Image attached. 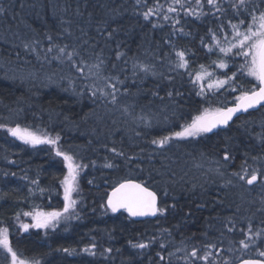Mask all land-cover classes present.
Listing matches in <instances>:
<instances>
[{
    "label": "trees",
    "instance_id": "1",
    "mask_svg": "<svg viewBox=\"0 0 264 264\" xmlns=\"http://www.w3.org/2000/svg\"><path fill=\"white\" fill-rule=\"evenodd\" d=\"M253 11H264V0L243 6L240 0H215V6L0 0V228L8 229L19 258L30 264L264 261V108L221 130L173 136L206 109L233 106L255 83L241 72L242 57L220 51L233 41L231 26ZM177 52L185 67H178ZM197 74L227 83L205 94ZM16 127L56 143H24L8 134ZM164 137L171 138L161 145ZM57 151L80 165L78 208L75 220L43 232L24 213L62 208L60 184L68 172ZM244 169L248 178L257 175L255 186L236 175ZM129 180L158 196L164 211L155 220L135 223L106 210L108 193ZM23 218L30 227L21 234ZM138 243L147 247H132ZM10 262L0 250V264Z\"/></svg>",
    "mask_w": 264,
    "mask_h": 264
},
{
    "label": "snow or ice",
    "instance_id": "2",
    "mask_svg": "<svg viewBox=\"0 0 264 264\" xmlns=\"http://www.w3.org/2000/svg\"><path fill=\"white\" fill-rule=\"evenodd\" d=\"M179 3V0H175ZM199 3V0H197ZM209 5L215 6V0H207ZM245 0H240V5L243 6ZM235 7V5H234ZM175 9L169 8V11H174ZM149 13H145V18L147 19ZM167 19V17H165ZM241 25L244 26L241 30ZM233 41L230 42L228 47H221L220 51L225 55L232 54L233 56H238L243 58V63L240 64V70L252 80L255 81L250 89H245L240 92L235 98L234 106L227 108H217L215 110H205L200 115L196 116L190 124L182 126L180 131L173 133V136L177 138L185 137H195L203 133L212 132L213 129L218 126H226L229 121L232 120L233 116L238 112H247L249 109H254L258 105L264 107V11L257 14L255 11L251 13V19L241 20L239 25L233 24ZM215 38V37H214ZM63 51V49L61 50ZM176 55L179 57L180 63L178 67H185L184 53L177 52ZM71 56V53H69ZM221 68L226 67L225 64L221 63L218 65ZM235 75V73H233ZM200 74H197V80L202 79ZM231 79V78H229ZM227 83L226 80L218 81L215 84H209V89L212 87H220ZM113 88L112 101H116L115 95V85H110ZM102 94L103 89L100 90ZM236 91V89H233ZM200 94V93H198ZM9 133L24 141L27 144H55L56 141L48 138H41L34 133L28 131L27 129H21L19 127L8 129ZM171 137L162 138L159 143L163 145ZM157 143V141H153ZM57 156H63L66 167L68 168V174L64 177L62 181L64 187V212H68L72 208L76 201L72 199V194L77 190V176L78 169L80 165L73 163V157L57 151ZM225 160L229 159V156L225 154ZM111 167V165H106ZM245 175L239 176L240 180H247L249 185L253 184L257 180V175L253 173L250 178L246 175V169L243 170ZM107 206L116 212L118 209H124L130 216H155L157 212H163L164 209L157 207V196L154 192L149 191L147 187L140 183H135L131 180L120 183L117 187H114L110 194H108ZM24 215L32 216L33 223L31 227L33 228H48L54 227L55 223L59 221L62 216L61 212H36V213H24ZM25 231L30 227L25 224L21 226ZM240 244L244 248H248V243L245 240H241ZM134 248H145L147 245L143 243L133 244ZM0 248L6 251L10 257V264H28V261L19 258L18 253L13 250L9 238L8 229L0 228ZM68 254H72L69 249H64ZM85 251H88L85 249ZM191 255L197 257V250L193 249ZM261 257H264V251L259 252ZM201 259H207V257H200ZM163 259V257H161ZM33 264H39V261H34ZM243 264H264V261L260 260H245Z\"/></svg>",
    "mask_w": 264,
    "mask_h": 264
},
{
    "label": "rangeland",
    "instance_id": "3",
    "mask_svg": "<svg viewBox=\"0 0 264 264\" xmlns=\"http://www.w3.org/2000/svg\"><path fill=\"white\" fill-rule=\"evenodd\" d=\"M203 78L202 79H200L199 80V85H198V88H199V90L201 91V92H203V93H205V94H207V93H215V92H218V91H220V90H222L224 87H225V84L223 85V86H220V87H212L211 89H209V84H215L216 82H218V81H220V80H218V81H213V80H211L210 79V77L209 76H206V75H203L202 76ZM198 82V81H197ZM9 135H10V133H8ZM204 134V133H203ZM202 135V134H201ZM10 136H12V135H10ZM14 137V136H13ZM41 137V136H40ZM16 138V137H15ZM41 138H43V137H41ZM186 138H191V137H185V138H180V139H186ZM16 139H18V138H16ZM19 140V139H18ZM66 167V166H65ZM215 170L216 171H218V168L217 167H215ZM67 172H68V168H67ZM208 173H207V175H209V177L211 176V177H214L213 175H215V173L213 172V171H207ZM201 176H204L202 173L200 174ZM78 176H79V171H78ZM77 176V177H78ZM229 179V178H228ZM227 180V179H226ZM63 181V180H62ZM229 181V180H228ZM76 184H77V190H76V193H77V191H78V180L76 181ZM61 189H62V192H64V187H63V184H62V182H61ZM209 188V187H208ZM209 190H212L211 188H209ZM76 197H75V194H74V192H73V194H72V199L73 200H75L76 201V199H75ZM60 206H62V208H60V209H58V210H53L52 209V211H50L49 210V212H61L62 213V216L60 217V219H59V221L58 222H56L55 223V226L54 227H48V228H41L42 229V231L44 232L45 230H50V229H55V228H57L59 225H60V223H63V224H65V225H67V221L66 220H71V219H73V220H75V217H74V213L76 212V209L78 208V205H77V202L75 203V205L72 207V208H70L69 209V211L68 212H64L63 211V209H64V202L63 203H61V205ZM48 212V213H49ZM34 213H36V212H34ZM45 213V212H44ZM25 224H27L28 225V221H27V219L26 218H23V219H20L19 220V223L17 222V225H18V229L20 230V233L22 234V232H24L25 230L21 227L22 225H25ZM62 231H64L63 229L61 230V232ZM0 250L1 251H4L2 248H0ZM6 252V251H5ZM28 264H30V263H28Z\"/></svg>",
    "mask_w": 264,
    "mask_h": 264
},
{
    "label": "water",
    "instance_id": "4",
    "mask_svg": "<svg viewBox=\"0 0 264 264\" xmlns=\"http://www.w3.org/2000/svg\"><path fill=\"white\" fill-rule=\"evenodd\" d=\"M234 106V105H233ZM232 106V107H233ZM261 108H264V107H261V106H257L256 108H254V109H249L247 112H238V113H236L234 116H233V118H232V120H230L229 121V123H228V125H226V126H218L217 128H215V129H213V131H216V130H221V129H224V128H226V127H228L234 120H236V119H238L239 117H241V116H243V115H245V114H250V113H255V112H257V111H259ZM11 135V134H10ZM124 183V182H123ZM136 183V182H135ZM258 183V179L256 180V181H254L253 182V184H251V185H249L248 183H247V180H246V182H245V184H246V186L247 187H253V186H255L256 184ZM117 187V186H116ZM113 190V189H112ZM111 190V191H112ZM149 190V189H148ZM111 191L108 193V194H110L111 193ZM149 191H151V190H149ZM157 196V195H156ZM107 199H108V195H107V197H106V200H105V208H106V210L111 214V215H113V216H117V215H119V214H121V213H124L130 220H132L133 222H135V223H138V222H144V221H153V220H155L156 219V217H157V215H158V212H157V214L155 215V216H136V217H133V216H130L128 213H127V211H125L124 209H118L116 212H113L108 206H107ZM158 204H159V201H158V196H157V207H158ZM254 260H256V259H254ZM243 261H245V260H242V261H240V262H238L237 264H243ZM261 261V260H260Z\"/></svg>",
    "mask_w": 264,
    "mask_h": 264
}]
</instances>
